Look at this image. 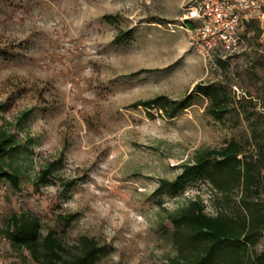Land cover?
I'll return each mask as SVG.
<instances>
[{"label":"rangeland","instance_id":"1","mask_svg":"<svg viewBox=\"0 0 264 264\" xmlns=\"http://www.w3.org/2000/svg\"><path fill=\"white\" fill-rule=\"evenodd\" d=\"M196 1L0 0V124L28 148L17 160L20 189L0 182V226L28 209L61 233L58 216L76 214L62 238L111 246L98 264H168L176 251L167 214L195 198L215 213L204 181L176 198L153 193L201 150L236 141L252 155L264 146V34L254 23L247 49L224 72L183 28ZM121 31L131 39L116 43ZM199 82L228 84L236 99L246 96L243 108L216 121L197 105L174 119L131 107L159 95L183 99ZM60 158L58 179L37 188L39 169ZM0 264L35 263L22 262L0 236Z\"/></svg>","mask_w":264,"mask_h":264},{"label":"trees","instance_id":"2","mask_svg":"<svg viewBox=\"0 0 264 264\" xmlns=\"http://www.w3.org/2000/svg\"><path fill=\"white\" fill-rule=\"evenodd\" d=\"M106 19H109L108 17ZM185 27L192 29L189 21ZM251 28L248 25L246 31ZM246 31L243 38L246 41ZM131 39L130 32H119L116 43ZM218 68L229 69V59L222 60L214 54ZM264 66V60L259 64ZM246 96L236 99L231 88L223 82H199L195 91L180 100L165 95L138 100L131 105L137 109H156L167 119H174L181 111L193 105L204 107L216 121L243 108ZM154 119L152 114H148ZM19 118L20 125L27 115ZM28 150L4 124H0V182L18 191L21 172L17 164L19 153ZM31 165L33 161L31 160ZM63 159L54 160L41 167L33 184L39 188L49 186L58 179L57 171ZM195 181L208 183L214 192V214L206 211L200 199L167 214L172 226V243L176 254L168 264H264V250L257 247L264 237V146L256 154L248 155L241 144L230 141L219 148L197 152L192 162L182 164L181 172L173 180L162 179L153 193L156 198H176ZM66 190L74 181L62 182ZM77 219L76 214L59 215L61 233L47 229L38 215L28 209L13 212L0 226V236L14 250L22 262L30 258L35 264H98L112 253V247L100 244L95 238L80 236L75 244L65 243L62 235Z\"/></svg>","mask_w":264,"mask_h":264},{"label":"built area","instance_id":"3","mask_svg":"<svg viewBox=\"0 0 264 264\" xmlns=\"http://www.w3.org/2000/svg\"><path fill=\"white\" fill-rule=\"evenodd\" d=\"M184 19L194 23L189 32L203 58L216 54L227 60L247 49L243 38L247 24L263 26L264 0H197Z\"/></svg>","mask_w":264,"mask_h":264},{"label":"crops","instance_id":"4","mask_svg":"<svg viewBox=\"0 0 264 264\" xmlns=\"http://www.w3.org/2000/svg\"><path fill=\"white\" fill-rule=\"evenodd\" d=\"M185 23V22H184ZM184 23H183V28H184V30L185 31H187V32H189L190 31V28L189 27H185V25H184ZM189 23L191 24V25H194V23L192 22V21H189ZM254 23H257V22H250L249 24H250V26H252ZM249 24H247V26H246V29H247V27H248V25ZM260 24V23H259ZM260 29L263 31V34H264V23H263V26H261L260 25ZM246 29H245V31H246ZM247 44V43H246ZM260 51V50H259ZM261 52V51H260ZM263 60H264V55L262 54V56H260Z\"/></svg>","mask_w":264,"mask_h":264}]
</instances>
